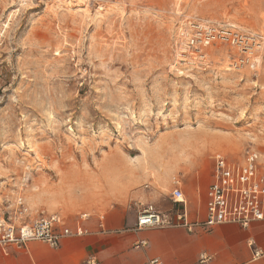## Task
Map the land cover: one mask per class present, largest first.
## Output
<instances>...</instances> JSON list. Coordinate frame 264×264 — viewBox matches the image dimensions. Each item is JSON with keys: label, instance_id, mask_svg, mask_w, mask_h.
<instances>
[{"label": "rangeland", "instance_id": "1", "mask_svg": "<svg viewBox=\"0 0 264 264\" xmlns=\"http://www.w3.org/2000/svg\"><path fill=\"white\" fill-rule=\"evenodd\" d=\"M69 1L0 0V213L173 218L177 181L194 214L217 157H264V0ZM197 25L255 37L259 65L190 49Z\"/></svg>", "mask_w": 264, "mask_h": 264}, {"label": "crops", "instance_id": "2", "mask_svg": "<svg viewBox=\"0 0 264 264\" xmlns=\"http://www.w3.org/2000/svg\"><path fill=\"white\" fill-rule=\"evenodd\" d=\"M176 188L181 190L174 184L170 193ZM183 196L188 220L202 222L204 206L191 214ZM137 213L114 206L104 212L82 214L72 227L65 220L71 230L79 227L87 234L65 238L57 249L35 241L21 247H0V264H82L88 256L101 264H146L155 258L160 264H264V222H254L245 229L227 224L212 229L196 226L192 232L179 226L136 230ZM139 242L146 245L135 248ZM256 252L260 254L257 258ZM203 254L211 257L206 263L199 262Z\"/></svg>", "mask_w": 264, "mask_h": 264}, {"label": "built area", "instance_id": "3", "mask_svg": "<svg viewBox=\"0 0 264 264\" xmlns=\"http://www.w3.org/2000/svg\"><path fill=\"white\" fill-rule=\"evenodd\" d=\"M194 34L188 40V46L197 49L207 48L221 43L236 47L240 56L230 63L233 70L245 67L254 69V50L259 41L255 37L244 35L230 29H217L212 26H194ZM263 158V161L261 159ZM175 185L179 183L174 181ZM205 216L202 222L192 223L187 218L183 193L176 188L170 195V201L176 207L173 218H168L152 205L146 206L137 216L136 230L163 226H179L188 232L196 226L212 229L220 225H237L248 228L254 222H264V157L258 153L247 152L239 161L217 157L206 189ZM87 234L77 227L68 228L65 219L57 214H39L30 219V212L22 198H18L13 210L0 213V247L10 245L21 247L27 242H41L51 249H57L65 238ZM145 242L134 245L144 247ZM259 252L255 257H259ZM211 257L203 254L200 263H206ZM82 264H101L96 257L88 256ZM146 264H160L155 258Z\"/></svg>", "mask_w": 264, "mask_h": 264}, {"label": "bare ground", "instance_id": "4", "mask_svg": "<svg viewBox=\"0 0 264 264\" xmlns=\"http://www.w3.org/2000/svg\"><path fill=\"white\" fill-rule=\"evenodd\" d=\"M76 3L78 4V3H83L84 5L86 4V2H85V0H76ZM66 8L67 9H70V5H71V0L69 1V2H66ZM84 14V13H83ZM179 35H180V40H181V43H182V45H183V47L185 46V48H187V44H186V39H187V37H188V32L186 31L185 32V30H181L180 32H179ZM189 47V46H188ZM190 49H193V48H191V47H189ZM182 49V48H181ZM188 49V48H187ZM185 50V49H184ZM194 51H198V52H200L201 53V51H200V49L199 48H197V49H193ZM254 52H257V53H261L262 52V43L261 42H259L258 43V45H257V48L254 50ZM188 53H190V51H188ZM191 54V53H190ZM259 55V54H258ZM191 56H194V57H198L196 54L194 55V54H191ZM200 57V56H199ZM254 57V56H253ZM261 57V56H260ZM201 58H203V57H201ZM200 58V59H201ZM199 59V58H198ZM199 61V60H198ZM253 61L256 63V64H258L259 65V58L258 57H254L253 58Z\"/></svg>", "mask_w": 264, "mask_h": 264}]
</instances>
